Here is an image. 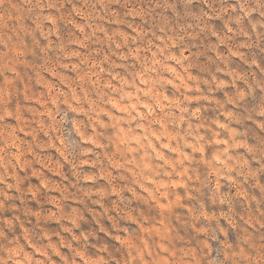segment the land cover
<instances>
[{"label": "rangeland", "instance_id": "obj_1", "mask_svg": "<svg viewBox=\"0 0 264 264\" xmlns=\"http://www.w3.org/2000/svg\"><path fill=\"white\" fill-rule=\"evenodd\" d=\"M229 8L125 53L140 28L106 3L0 0V236L29 264H109L135 229L176 255L259 220L264 37Z\"/></svg>", "mask_w": 264, "mask_h": 264}, {"label": "clouds", "instance_id": "obj_2", "mask_svg": "<svg viewBox=\"0 0 264 264\" xmlns=\"http://www.w3.org/2000/svg\"><path fill=\"white\" fill-rule=\"evenodd\" d=\"M224 2L225 0H197L196 3L193 0H95V3L100 5L101 11H104L106 3L108 12L115 9L120 19L140 28L139 33L133 29L127 45H123V41H121L122 47L116 49V51L125 53L129 48L133 50L143 48L148 52L156 49L157 45L163 48L169 34H184L180 31L179 26L184 25L185 30L187 29L189 23L186 17L187 12L195 8L202 13L201 20H207L214 8L218 4L222 6ZM226 2L230 5L229 14L239 17L248 27L249 33L254 35L259 32L264 37V0H226ZM137 10L142 13L139 20L135 19ZM124 30L128 31L127 24L124 26ZM167 51L168 49L165 48L164 52ZM164 52L160 53L161 61H163ZM109 53L112 54L111 49H109ZM124 62L129 63V61ZM135 65L136 62L130 60L133 77ZM8 107H12V105H8ZM13 123L12 120L0 117V125H12ZM69 127L71 126L69 125ZM260 207L264 208V203ZM261 221H264V213H260L259 220L252 224L242 219L240 225L237 226V231L231 234L230 241H226L223 245L216 235L201 236L199 237L201 242H198L196 239H192L191 233H188L190 244L180 241L175 244L167 242L170 249H176V255L162 252L154 239L149 240L152 249L149 254L145 251L142 239L144 234L139 229H135L136 246L131 249H123L113 245L107 259L109 264H165L162 259L165 256L167 264H264V223ZM219 231L218 229L217 233ZM204 240H207L208 243H202ZM185 247H195L197 255L193 257L189 253L188 256H184L179 249ZM140 253L143 255L141 256ZM33 255L35 254L33 253ZM0 264H29L24 256V248L20 246L16 238L9 239L6 236H0ZM45 264H51V262L46 261ZM60 264H64V262L60 261ZM67 264H73V257L70 254Z\"/></svg>", "mask_w": 264, "mask_h": 264}]
</instances>
